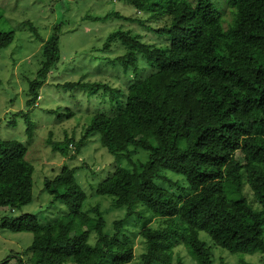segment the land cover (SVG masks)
<instances>
[{
    "label": "trees",
    "instance_id": "obj_1",
    "mask_svg": "<svg viewBox=\"0 0 264 264\" xmlns=\"http://www.w3.org/2000/svg\"><path fill=\"white\" fill-rule=\"evenodd\" d=\"M127 1L163 24L146 25L118 11L93 19L124 17L163 35L156 44L118 30L128 51L113 61L133 71L146 62L149 71L126 91L103 81L59 83L89 96L102 93L111 107L96 109L79 138L49 139L67 156L70 144L80 153L97 134L117 159H129L132 168H114L96 188L97 194L112 196L115 207H125V216L107 228L100 204L84 209L88 195L77 177L82 167L70 163L44 179L51 201L63 202L65 212L49 222L31 212L16 214L34 199L35 168L23 142L0 137V226L34 234L26 249L30 258L19 254L18 264H128L135 258L136 233L145 247L141 264H187L176 254L178 244L197 264H215V248L260 251L264 264V0ZM13 40V30H0V48ZM60 53L55 31L44 42V59L30 81L34 96L57 68ZM23 114L31 134L34 122L29 112ZM133 148L149 158L136 162ZM168 172L184 177L186 193L158 182L169 180ZM12 257L0 264H11Z\"/></svg>",
    "mask_w": 264,
    "mask_h": 264
},
{
    "label": "rangeland",
    "instance_id": "obj_2",
    "mask_svg": "<svg viewBox=\"0 0 264 264\" xmlns=\"http://www.w3.org/2000/svg\"><path fill=\"white\" fill-rule=\"evenodd\" d=\"M114 11L123 16L142 18L146 20V25L157 27L163 24L151 18L150 13L136 11L127 0H0V30L14 31L13 42L0 48V137L23 142L27 147L26 157L35 168L34 199L16 214L31 212L37 214L42 222H49L65 212L67 208L63 202L51 201V195L44 189V179L53 177L65 163H70L82 167L77 177L88 195L84 209L100 204L105 212L107 228L111 227L114 219L125 216V207H115L113 197L97 194L96 188L114 168H132L129 159H117L101 144L97 134L90 137L80 153L76 154V145L70 144L71 152L67 156L54 150L53 144L49 143V139L63 141L66 134L79 138L82 126L96 109L111 107L110 102L104 101L107 98L102 93L89 96L83 89L63 88L58 86L59 83L103 81L114 87L120 85L126 91L132 82L138 81L149 71L146 62H143L140 71H133L130 67L125 69L119 61H113L128 51L122 44L118 30L137 34L148 43H162L164 36L139 21L124 17L113 15L106 20L93 19V16H104ZM57 25H60L59 29ZM55 31L60 35L61 59L40 86L39 94L34 96L30 92V81L35 80L44 59V42ZM28 101L30 104H27ZM70 110L75 115L70 118L62 115ZM26 112L34 122L31 134L27 132L23 114ZM132 150V159L136 162L149 158L145 150ZM74 154L76 156L71 158ZM168 173L169 180L158 182L171 191L186 193L188 183L184 177ZM247 193L251 200V194ZM132 221L134 219L130 218L129 222ZM33 238L32 232H13L0 226V262L12 255L11 264H18L19 254L27 261L31 253H26V249ZM134 242L135 258L128 264H141L140 255L145 247L139 233L134 235ZM175 250L187 264H197L184 245L178 244ZM214 255L215 264H222L223 261L225 264H263L260 251L233 254L215 248Z\"/></svg>",
    "mask_w": 264,
    "mask_h": 264
},
{
    "label": "built area",
    "instance_id": "obj_3",
    "mask_svg": "<svg viewBox=\"0 0 264 264\" xmlns=\"http://www.w3.org/2000/svg\"><path fill=\"white\" fill-rule=\"evenodd\" d=\"M0 217H1V212H0Z\"/></svg>",
    "mask_w": 264,
    "mask_h": 264
}]
</instances>
